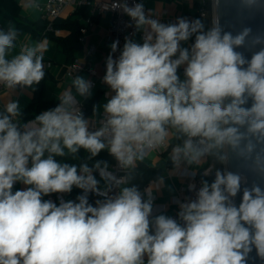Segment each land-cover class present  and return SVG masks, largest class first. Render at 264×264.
<instances>
[{
	"label": "clouds",
	"instance_id": "1",
	"mask_svg": "<svg viewBox=\"0 0 264 264\" xmlns=\"http://www.w3.org/2000/svg\"><path fill=\"white\" fill-rule=\"evenodd\" d=\"M220 4L212 0L209 25L199 17L162 22L143 2L115 5L135 32L122 48L110 44L102 77L109 91L91 117L83 102L93 81L81 75L28 122L20 101L8 99L0 110V264H248L253 250L264 261V187L242 189L247 178L228 168L236 158L264 176V33L225 31ZM240 4L264 9V0ZM18 36L14 26L0 28V87L35 92L50 42L13 54ZM102 151L114 166L96 159ZM164 153L173 172L214 174L187 186L194 197L177 201L175 218L154 215L165 175L143 190L134 182L141 165ZM17 183L26 187L14 190ZM74 188L80 194L65 200ZM52 194H61L58 203L45 199Z\"/></svg>",
	"mask_w": 264,
	"mask_h": 264
},
{
	"label": "crops",
	"instance_id": "2",
	"mask_svg": "<svg viewBox=\"0 0 264 264\" xmlns=\"http://www.w3.org/2000/svg\"><path fill=\"white\" fill-rule=\"evenodd\" d=\"M19 3L22 0H17ZM46 0H38L39 4L44 3ZM147 6L148 12L156 16L157 19H165L173 16L177 13L190 14L192 16L197 15V0H142ZM21 16L30 20L37 21L41 19L40 8H27L25 5H21ZM68 17L78 18L83 24H85V19L74 13V7L69 5L66 7L64 14L61 16L62 19ZM110 14H102L96 17L95 22L89 26L86 33L84 48L93 49L91 60L93 61L97 74L99 76V86L94 91L93 95L101 91L102 95L98 100L97 104L105 102L106 97L103 95V88L106 86L102 83V77L104 76L103 61L110 50V42L107 40L110 25ZM9 26H14L16 28V23L12 19L5 17L0 11V28L7 30ZM69 30L65 28L57 29L55 33L58 37H65L69 34ZM47 38L50 42L49 50L45 53V58L52 62V65L48 73L52 76V79H48L44 82V99L47 102L58 103L56 97L64 91L72 82V78L66 76L67 69V56L63 47L54 39L43 36L41 38L34 37L31 33L19 34L16 48L13 50V54L19 52L20 47L23 44H33ZM135 39L138 41L141 39L140 35H136ZM84 48L76 53V57H82ZM79 75L90 79V76L86 72H82ZM37 88V86H36ZM8 99H18L23 108V113L31 114L32 117L26 122L32 120L35 115L39 114L44 110H48V107L42 106L38 110L37 105V92H32L31 90H17L15 93H11L4 89L0 91V110H2L4 104L7 103ZM32 103L36 106L29 111V107ZM92 114L88 117H91ZM59 158V157H58ZM98 159V158H97ZM149 165L159 166L162 168L161 174L166 176V186L155 193V203H154V215L163 212L164 214L175 216L179 210L177 201H183V188L192 180V176L184 175L182 173H176L172 171L171 164L167 162V153L157 156L153 154V158L148 161ZM99 179L98 173L96 174ZM149 185V184H148ZM148 185L146 187H148ZM168 186H171L174 191H169ZM26 186L17 183L14 186V190L23 189ZM145 187V188H146ZM144 189V188H143ZM142 189V190H143ZM79 195L76 188L73 189L71 194H65L64 199H75ZM45 199H47L45 197ZM58 203V199L56 200Z\"/></svg>",
	"mask_w": 264,
	"mask_h": 264
},
{
	"label": "built area",
	"instance_id": "3",
	"mask_svg": "<svg viewBox=\"0 0 264 264\" xmlns=\"http://www.w3.org/2000/svg\"><path fill=\"white\" fill-rule=\"evenodd\" d=\"M27 0H22L20 2V5H25ZM143 2L142 0H127V3L129 6H131L133 3ZM123 0H46L44 3L39 4L40 10H41V19L46 23L45 31L44 33H56L57 29L55 27L56 21L61 18V16L64 14V11L67 6L71 5L74 7V13L76 12L78 6L86 4L90 6V17L85 19V24L81 28V36L80 41L83 44H85V38L86 33L89 29V26L92 25L95 22L96 17L102 15V14H110V25H109V33L107 36V40L110 42V44L115 41L119 40V47L122 48L124 44V38L125 36H132V34L135 32L134 27L130 26L131 21L129 17H127L122 12V8L115 7L117 4H122ZM144 3V2H143ZM145 5V3H144ZM145 10L147 13V6L145 5ZM210 12V0H197V15L192 16L190 14H183V13H177L169 18L162 19V22L168 23V22H174L177 17H187L189 19L193 18H204V20L208 17ZM150 14V13H149ZM151 15V14H150ZM95 18H94V17ZM153 16V15H152ZM154 18H157L156 16H153ZM136 35L142 36L141 33H136ZM135 35V36H136ZM110 52V50H109ZM108 52V54H109ZM93 53V49H87L84 48L82 57H76L72 62L67 64L66 69V76L73 79L75 75H79L82 72L88 73L90 76V79L93 81V93L96 90V88L99 86V76L97 74V69L91 60V56ZM107 54V56H108ZM119 52L114 54V56H118ZM106 56V57H107ZM105 57V59H106ZM105 59L103 61V67H104V74H105ZM45 63V72H48L52 62L44 59ZM182 74V69L180 70ZM4 90L2 87H0V91ZM21 91V90H20ZM109 91L107 86L103 88V95L106 97V93ZM87 101V100H86ZM83 102V112L85 110V103ZM111 165H115V161L113 160ZM205 167L207 164L204 165ZM121 173H118V175ZM214 176V174H213ZM201 173H197V175L183 188V197H194V192L188 191V185L190 183H195L197 188L200 186V181L202 179ZM16 185V184H15ZM14 185V186H15ZM61 194H52L49 197H46L47 199H51L54 202H56L58 196ZM65 194H63L64 196ZM98 197L94 196V200H96ZM155 203V201H154ZM174 218L176 217L173 216Z\"/></svg>",
	"mask_w": 264,
	"mask_h": 264
},
{
	"label": "trees",
	"instance_id": "4",
	"mask_svg": "<svg viewBox=\"0 0 264 264\" xmlns=\"http://www.w3.org/2000/svg\"><path fill=\"white\" fill-rule=\"evenodd\" d=\"M0 11L2 14L15 21L16 28L19 29V34L23 33H31L36 38H41L43 36L50 37L54 40H56L64 49L65 54L67 56V62L70 63L76 58V53L83 49V44L80 41V36L82 34L81 28L84 26V24L78 19V18H72L68 17L66 19L59 18L56 23L55 27L56 29L65 28L68 29L70 32L65 37H58L55 33H44L46 23L40 19L37 21H30L23 16H21V5L19 1L17 0H0ZM76 15H79L83 17L84 19L90 17V6L83 4L78 6L76 12ZM94 17V16H93ZM95 18V17H94ZM213 19V8H212V0H210V12L208 17L204 20L206 25H209L211 20ZM48 79H52V76L46 72L45 79L40 82V84L37 86V105L38 110L44 106L48 107L49 109L56 106V102H47L44 99V82ZM102 95L101 91L96 92L90 99H88L85 103V110L84 114L87 118L90 116L93 112V106L97 104L98 100L100 99ZM36 106L35 103H32L29 107V111L32 110ZM28 112V110L26 111ZM25 114L22 117V123L26 122L28 119L32 117L31 114ZM85 153L83 150L80 152V156L83 157ZM102 159L107 160L109 163H111L113 160L108 155L106 151H102L96 159ZM60 160L61 158H57ZM66 162L69 163H79V161H71L68 160ZM149 165V164H148ZM162 168L159 166H152L149 165V167H146L145 165L140 166V173L141 175L137 176V179L134 181L135 183L139 184L141 190L145 188L150 181L155 179L158 175H161ZM205 179H208L210 182L214 178L213 175H210L208 177H203ZM77 193L80 194L81 190L76 189ZM94 196L90 195L89 202L94 204Z\"/></svg>",
	"mask_w": 264,
	"mask_h": 264
},
{
	"label": "water",
	"instance_id": "5",
	"mask_svg": "<svg viewBox=\"0 0 264 264\" xmlns=\"http://www.w3.org/2000/svg\"><path fill=\"white\" fill-rule=\"evenodd\" d=\"M215 10L213 9V17ZM220 23L224 27L225 31H230L233 34L240 31L243 27H250L253 35L264 33V9H245L241 6L240 0H221L219 8ZM257 48L252 49L256 51ZM245 55L250 58L252 52L245 49ZM229 170L233 172H240L247 178V184H242L243 187H251L253 184H260L264 187V176L252 171L245 163L239 159L233 158L228 165ZM242 198V191L235 198V202L238 205ZM248 264H264L255 253V250L250 254Z\"/></svg>",
	"mask_w": 264,
	"mask_h": 264
},
{
	"label": "rangeland",
	"instance_id": "6",
	"mask_svg": "<svg viewBox=\"0 0 264 264\" xmlns=\"http://www.w3.org/2000/svg\"><path fill=\"white\" fill-rule=\"evenodd\" d=\"M216 167H222V166H220V165H216Z\"/></svg>",
	"mask_w": 264,
	"mask_h": 264
}]
</instances>
